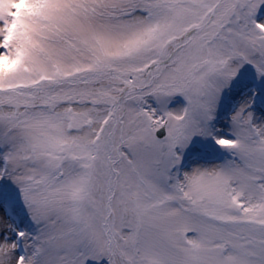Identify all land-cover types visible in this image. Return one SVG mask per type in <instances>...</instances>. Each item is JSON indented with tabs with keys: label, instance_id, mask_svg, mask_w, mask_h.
<instances>
[{
	"label": "snow or ice",
	"instance_id": "1",
	"mask_svg": "<svg viewBox=\"0 0 264 264\" xmlns=\"http://www.w3.org/2000/svg\"><path fill=\"white\" fill-rule=\"evenodd\" d=\"M3 204L0 264H264V0H0Z\"/></svg>",
	"mask_w": 264,
	"mask_h": 264
},
{
	"label": "rangeland",
	"instance_id": "2",
	"mask_svg": "<svg viewBox=\"0 0 264 264\" xmlns=\"http://www.w3.org/2000/svg\"><path fill=\"white\" fill-rule=\"evenodd\" d=\"M229 115L230 113H222L220 116V120L218 121V127L224 131H228V123H229ZM211 151V152H210ZM213 153V154H211ZM216 157V158H215ZM221 157V158H220ZM220 158L221 160H219ZM204 159L209 162V166L220 163L227 159V157L223 156L221 152L213 151L211 148L207 149L204 153ZM16 211H19L18 206L14 208L12 204H3L0 205V219L4 218L5 215L15 217ZM4 227L0 224V234H3Z\"/></svg>",
	"mask_w": 264,
	"mask_h": 264
}]
</instances>
